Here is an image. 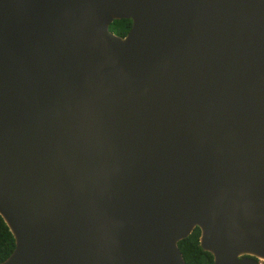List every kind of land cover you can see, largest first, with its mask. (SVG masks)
Listing matches in <instances>:
<instances>
[{"label":"water","instance_id":"95a60500","mask_svg":"<svg viewBox=\"0 0 264 264\" xmlns=\"http://www.w3.org/2000/svg\"><path fill=\"white\" fill-rule=\"evenodd\" d=\"M0 218V264L264 262V0H0Z\"/></svg>","mask_w":264,"mask_h":264},{"label":"trees","instance_id":"16d2710c","mask_svg":"<svg viewBox=\"0 0 264 264\" xmlns=\"http://www.w3.org/2000/svg\"><path fill=\"white\" fill-rule=\"evenodd\" d=\"M130 26L128 19L112 21L108 30L118 36H123ZM199 230L195 227L184 239L177 242V247L182 255L185 264H211V256L208 252L202 251L197 242ZM13 248V239L6 226L0 218V262L4 260ZM264 264V262H259Z\"/></svg>","mask_w":264,"mask_h":264},{"label":"flooded vegetation","instance_id":"af4514ba","mask_svg":"<svg viewBox=\"0 0 264 264\" xmlns=\"http://www.w3.org/2000/svg\"><path fill=\"white\" fill-rule=\"evenodd\" d=\"M128 30V29H127Z\"/></svg>","mask_w":264,"mask_h":264}]
</instances>
